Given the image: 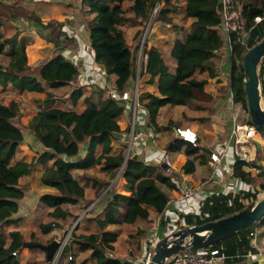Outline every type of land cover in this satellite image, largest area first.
<instances>
[{"label":"trees","instance_id":"obj_1","mask_svg":"<svg viewBox=\"0 0 264 264\" xmlns=\"http://www.w3.org/2000/svg\"><path fill=\"white\" fill-rule=\"evenodd\" d=\"M32 1L38 5L35 9L28 10L21 3L23 7L14 4L15 0H0V8L8 11L13 21H3L0 15V85L11 83L20 91L46 93L26 124V129L40 147L34 161L42 166L40 184L55 190L39 197L40 205L48 209L46 217L50 220L48 223L39 222L38 233L47 234L57 225V220L71 216L63 205L77 207L87 192L99 196L122 167L120 177L124 179L121 184L124 193L115 191L108 198L103 217L89 220L92 222L90 225L98 224L101 231L97 233L80 227L76 229L78 233L73 230L56 264H142L114 255V244L119 233L118 229L107 226L131 228L137 218L147 220L154 216L156 219L161 215L160 226L167 227L168 219L163 212L170 197L167 192L177 189V183L171 176L173 170L167 173L158 163L141 158L131 149L126 156L127 142L120 138L129 134L130 128L128 126L122 130L119 125L126 110L125 100L112 98L104 88L89 90L83 85H77L80 76L78 66L65 53L67 45L74 38L67 34L63 21L41 17L40 4L47 6L50 2ZM123 2L124 0H81L79 7L94 60L103 68L106 79L111 81L112 89L116 93L130 91L129 85L135 76V48L138 44L134 50L130 47L125 27L134 28L132 37L137 39L142 33L146 15L157 6L154 19L173 13L182 21L190 22L187 26L166 27L164 24L161 27L164 30L162 33L174 32L176 35L169 54L162 52L163 39H157L154 46L143 49L145 60L139 74V84L153 85L155 93L138 89L137 108L145 110L146 126L162 137L168 136V129L173 133V127L179 126L173 122L177 119L173 117L175 106H185L186 110L181 115L187 122L203 121L205 117L202 111H206V108L201 104L212 99L205 91V85L216 75L211 58L224 43L220 29V0H184V4L180 5L175 0H132V5L128 8ZM71 6L72 2L65 7ZM233 6L237 7L234 10L239 11L243 20V29L230 33L228 85L234 101L248 111L242 58L247 50L264 38V0H233ZM256 16L261 17L257 23L253 20ZM20 18L28 20L38 35L55 46V53L37 66L27 63L26 46L29 37L20 35V29L15 24ZM239 32L246 33L244 44L240 42ZM258 73L264 99V56ZM60 88L69 89L66 97L55 96L49 91ZM128 107L131 111L130 104ZM161 114L164 118L169 115L166 124H160L158 119ZM18 115L16 101L4 103L0 100V264H19L18 255L23 242L40 243L33 239L32 233L27 239L22 236L19 230L22 218L16 216L19 200L25 194L19 180L29 173L27 163L12 162L16 149L24 138L21 129L12 121ZM114 140L120 142L121 147L113 148ZM83 148L85 152L80 155V149ZM205 149L201 152V147L171 136L164 152L174 159L179 153L185 154L187 157L181 171L183 174L195 175L198 165L206 163L209 156L210 149ZM250 167L264 172L258 161H235L232 176L249 187L228 192H211L202 200L198 213L183 215L184 223L199 225L217 220L256 201L261 190H264V175L258 186H255L252 171L248 170ZM77 173L96 175H90L84 181ZM207 177L208 173L198 180H205ZM159 184L164 185L168 191ZM110 191L108 189L103 198ZM259 225H264V216L257 223L209 247H222L228 260L247 255L255 250L251 240L254 228ZM29 249L41 248L35 246ZM45 259L47 260L46 253Z\"/></svg>","mask_w":264,"mask_h":264},{"label":"rangeland","instance_id":"obj_2","mask_svg":"<svg viewBox=\"0 0 264 264\" xmlns=\"http://www.w3.org/2000/svg\"><path fill=\"white\" fill-rule=\"evenodd\" d=\"M175 1L179 5L184 4V0H175ZM20 3L23 4L25 7H23ZM123 3H124V6L128 8L132 5V0H124ZM14 4H17L19 7L22 6L23 8L28 9V10L35 9L38 5L32 0H15ZM39 7L38 8L40 12V10L45 9L46 6L44 5L41 6L40 4ZM234 7L237 8L236 6ZM19 12L21 13V11ZM0 15L2 16L3 21L13 23V21L9 17L8 11H6L5 9L0 8ZM173 19H175V21H173ZM167 22L169 23L166 24ZM189 22H190L189 20L182 21V19L178 15L173 14V13L170 15L157 16L154 19L153 12H149L146 15V19L143 23L142 33L137 39H134L132 37L135 29L130 28L128 26L125 27L126 40L128 44L130 45V47L134 50L135 45L138 44L135 48V62H134L135 76L133 77L130 83V86L133 92L136 88L137 89L143 88L144 90H148L149 88H152L150 84H145L143 87L139 86V74L143 68V64H142L143 57H144L143 49L145 47L147 48L148 46L147 42H150L152 40V35L153 34L158 35L160 31L163 32L164 30L161 27L164 24H165L164 26L166 27H170V26L178 27V26H187ZM15 24H18L17 26L20 29V34H22L21 33L22 31L24 32V30L29 29L31 27L32 29H34L33 25L29 23L28 20H25V18L17 19ZM5 28H7V26ZM9 34H10V31L8 32V35ZM25 34L32 35L33 33L32 31H27ZM222 36L224 38L223 33H222ZM245 37H246V33H245L244 38ZM144 43L146 44L144 45ZM28 44H27L28 46H26L27 62L28 60L31 61L34 59L35 50L39 48L36 45V43L32 45V43L30 44V42H28ZM82 47L86 48V46L84 45ZM87 52L88 50L86 49L85 54H87ZM223 54H224V51L222 52V55ZM37 64L39 63L37 62ZM37 64H35L34 66H37ZM220 80L222 79L220 78L216 80V82H214L213 80H210V81L208 80V81L209 83L213 84V83H217ZM68 90H69L68 88H60V89H54V90L52 89L49 91L52 92V94H54L55 96L57 95L63 98L68 95ZM45 97H46V93L34 94V93L25 92V91H20L19 89L15 88L11 83H7L6 85H0V100L4 103H9L11 100H14L18 104L19 115L13 118L12 121L15 125H17L21 129L23 136H24L23 141L16 149L12 162L21 161L29 165L28 175L22 176L21 179L19 180V185L25 189L24 197L19 200V211L16 214V216H21L22 218L19 230L22 233V236L25 237V239H27L29 235L32 233L34 236L33 239L36 240L37 242H40V244L47 245L49 242L55 239L59 242V245L62 244L59 248H63L64 246L63 244H65L68 241L71 235V232L73 230H75L77 233L79 232L76 230L78 227L85 228L87 229V231H95L99 233L101 231V228L98 226V224L90 225L92 222L89 220H92V218L94 217L95 218L103 217L104 208L98 212L95 211L96 208H98L99 204L103 201V199L107 198L109 194L104 198L103 196L105 195L108 189L115 190L121 193H124V191L122 190V185H121L122 183L119 182V180L122 179L120 177L121 170L118 169L117 172L115 173L114 178L110 180V184L107 187V189L102 191V193L99 196L96 194H90L87 192L84 195L82 202L77 207L63 205L62 206L63 208H67L70 211L71 216L64 220H57L56 221L57 225L53 226L52 229L47 234L42 235L38 233L39 230L37 229V226L39 222L43 221V222L48 223L50 220L48 217H46L48 209L40 205L39 197L41 196V194L45 193L43 191V187L52 189V190L54 189L40 184L39 173H40V169L42 168V166L34 163L35 158L37 156V152L40 151V147L35 141V139L30 135V133L26 129L27 128L26 124H27V120L29 116H31L36 111V108L40 106L39 101H41ZM130 109L131 111L129 110V108H128L129 111L127 110L128 111L127 119H128V123H129L128 125L130 128L129 133L131 132L132 134H134V131H136L135 119L139 114L140 108L139 107L135 108V111H133V108L131 105ZM179 113L180 112L178 111V115H175V110H174L173 117L177 119L176 121H173V122H176L179 126H190L195 129V127H193V124L197 123L198 121L189 123L187 122L186 118L183 115L180 116ZM235 114L238 116L239 121H243L246 118L249 119V113L243 107L241 108L240 111H236ZM168 117L169 115H166L164 118V115L161 114L158 120L160 123L166 124ZM224 131H225V128H224ZM168 133L169 134L166 137L167 139H169V137L171 136H174L172 132L170 133L169 129H168ZM198 135H200L199 140H198L199 142L201 140V137H203L200 142L202 149H203V146L205 147L210 144L216 145L225 138L224 137L225 133L221 135L218 134L217 136L215 135L214 137V135H212L211 133L204 132L202 130L200 133L198 132ZM159 138L152 136L150 138L147 137V139L143 142L141 141L135 142V136L131 138V136L129 137V134H126L125 135V139L127 140L126 149L128 150V148H130L131 151H134V149H136L135 150L136 152H137V149H139L141 151L139 153V156L143 158L145 155H147V150L151 149V146L155 145L158 148L164 147L162 140ZM260 144H261L260 147L256 146L255 157L250 162L258 161L264 168V142L261 140ZM112 147L117 148V142L115 140L112 142ZM203 151H205V149H203ZM181 156L182 155H178L175 159L170 158L171 169L173 170L171 172V176L177 180L180 179V177H178L180 175V173L178 172V167L180 163L182 162V159L181 158L179 159V157ZM185 157L187 156L185 155ZM199 169L202 172L206 171V169L202 166ZM76 175L79 178L84 179V181H87L90 175L94 176L96 174L89 173L88 175H86L82 173H77ZM252 175L255 178V180L253 181L254 185L258 186V184L262 181V177L264 175L263 170L255 168V170H252ZM235 179H236V183L240 185L241 181L238 178L234 177L233 179L234 182H235ZM202 181L203 180H201V182ZM159 186L162 189L167 190V188H165L164 185L159 184ZM243 186L245 189L249 187L247 184H243ZM200 188H202V186ZM199 191L201 192V189ZM261 191L262 192L259 193L258 195V199L264 195V190H261ZM209 194L210 193H207L206 195H209ZM197 205H198V202L194 201L193 205H190V206L187 205L186 207H183L181 211V215H179V217L183 218L184 214L190 213V212L193 213V211L195 212L196 211L195 208L197 207ZM153 221H154V216L152 217V219L141 221V223L134 222L133 223L134 227H131V228L126 227V226L125 227L113 226V225L107 226V228H110V229H118V233H119L118 239L114 244L115 245V250L113 252L114 255L120 258H127L135 262L145 264L147 260V256L150 254V257H151V255L153 254L155 243L157 242L159 238L165 236L168 233L179 230L181 227L190 226V225H186L184 221L182 222L176 221L172 226H167V227L160 226L161 228H159V234H158L159 238L156 237V241L153 242L154 243L153 245L151 244L152 231L149 229L150 227H152ZM252 237L253 238L251 240V243L254 245L255 250L254 251L251 250V252L247 253L246 256L241 257L242 259L241 264H255V263L264 264V225L256 226L254 228V235ZM59 257L60 256L58 255V253L55 254L54 256V258L56 259L55 263H57V260L59 259ZM229 260L227 261V264L235 263V261H229ZM18 261H19V264H50L52 262V261L50 262L45 259V253L41 249L31 250L27 247L22 248L20 254L18 255Z\"/></svg>","mask_w":264,"mask_h":264},{"label":"crops","instance_id":"obj_3","mask_svg":"<svg viewBox=\"0 0 264 264\" xmlns=\"http://www.w3.org/2000/svg\"><path fill=\"white\" fill-rule=\"evenodd\" d=\"M44 1L50 2V4L47 5L45 9H41V17L43 19H55L56 21H63L65 23V29L67 31V34L70 37L74 38L73 42L67 45L65 49L66 50L65 53L72 60V62L76 66H78L80 76L77 81V85H83L85 86V88L89 90L95 89L97 87L104 88L106 89V92L110 94L111 91H114L112 89L113 87L111 85V81L106 79V75L104 73L103 68L98 63H96L94 60V53L89 43V35H88L87 30L85 29V23L79 11V7L81 6V0H44ZM71 2H72V6L70 8L65 7ZM64 8H65V11H64ZM173 21H175V19H173ZM168 23L169 22H167L166 24ZM26 30L32 31L33 33L32 35L27 34L28 37L30 36L28 42H30V44L32 43V45L36 43V45L39 47L35 50L34 59L31 61L28 60L27 63L29 65L34 66L35 64H37V62L40 64L45 59L50 57L53 53H55L54 52L55 46L51 42L46 41L43 37L38 35L35 29H32L31 27ZM26 30H24L23 32L21 29L22 34L20 35H23V36L26 35L25 34L27 32ZM175 38H176V35L174 32L162 33L160 31L158 35H155V34L152 35V40L150 42H147L148 44L147 48L154 46L156 44L157 39H163L164 43L162 46V52H164L165 54H169L173 47ZM83 45L86 46V48L82 47ZM86 49L88 50L87 54H85ZM223 51H224V54L222 55ZM229 55H230V52L227 47V43H226L225 35H224L223 45L215 51L214 56L211 58L213 67L216 70V75L213 78H210L209 81L213 80L214 82H216V80L220 78L222 80L218 81L217 83H213V84L209 83L208 81L210 85L209 84L205 85V91L212 96V99L201 104L203 108H206V111H202V115H204L205 119L201 122H197L193 124V127H195V129L199 133L202 130L204 132L211 133L212 135H214V137L215 135L217 136L218 134L221 135L223 133H225L224 137H226L227 134L229 133V129L231 126V122L229 119H230L231 112H232L229 106V103H228L229 85H228L227 73L229 71V66H230ZM142 64L144 65V62ZM139 85L142 87L144 84L141 83ZM151 86L152 88H149L147 91L151 93H155V89L153 85ZM129 88L131 90L130 85H129ZM128 104L129 103H126V110H124V113L122 114L121 119L119 121L120 129L122 130L126 129L129 126L128 119H127V112L129 111L128 110L129 107H127ZM139 108H140L139 114L135 119L136 121L135 142H140V141L143 142L147 139V137L149 138L152 136H155L156 138L160 137L159 139L162 140L164 147L158 148L155 145H153L151 146V149L147 150V155L144 156L145 160H148L151 163H158L160 165L163 162L162 154L164 153L165 145L167 144L169 139H167L166 137H162L159 133H154L152 129L146 126L147 114L144 109H142L141 107ZM174 110H175V115H178V111H179L180 112L179 115L181 116V113L184 112L186 108L185 106H175ZM31 116H29V118ZM160 124H165V123H160ZM224 128H225V131H224ZM125 135L126 134H124V136H122L120 139L124 142H127V140L125 139ZM202 138L203 137H201V140ZM200 142H199V147H201ZM119 143L117 142V147H121ZM215 146L216 145L214 144H210L205 147L203 146V149L205 148L211 149ZM203 149L201 148L200 151L202 152ZM135 150L136 149H134L133 152H136ZM84 152H85L84 148L80 149L79 154L83 155ZM140 152L141 151L137 149L136 154H139ZM178 155H182L181 157H179V159L180 158L182 159V162L180 163L178 167V172L180 173V175L178 176L180 177L179 180L185 178V179H190L195 183H199L201 182V180H198V179H200L203 174H207V173L209 174L210 172L209 156L207 157L206 163L198 165L197 170L194 172L195 175H192V174H183L181 172V166L186 160V157H185V154L183 153H179ZM201 166L206 169L205 172L200 171L199 168ZM217 170H218V174H217L216 179L212 181H207V182H205V180L207 179L203 180L204 183L201 188L202 196L203 195L206 196L207 193L216 192V191L228 192V191H233V190L235 191V190L244 188L243 186L244 183L240 182L241 184L238 185L236 183V179H235V182L233 180L234 179V177L232 176L233 162L231 158H226L222 162H220ZM41 171H42V168L40 169L39 176L41 174ZM100 179L103 180L102 178ZM179 180L174 179V181L177 184ZM119 182L123 183L124 179L122 178L121 180H119ZM43 191L44 192H55V190L44 188V187H43ZM167 193L170 196L169 198H175L176 192L174 190L167 192ZM183 207H185L184 203H181L178 201H174L173 203L168 205L167 209L164 212V217L168 219V226H171L172 223L174 224L176 221H180V222L183 221V218L179 217V215H181V211ZM144 220L145 219L137 218L135 222L141 223V221H144ZM155 221L156 219H154L153 222ZM244 256L230 258L229 261H235V263H231V264H241L242 263L241 257H244Z\"/></svg>","mask_w":264,"mask_h":264},{"label":"built area","instance_id":"obj_4","mask_svg":"<svg viewBox=\"0 0 264 264\" xmlns=\"http://www.w3.org/2000/svg\"><path fill=\"white\" fill-rule=\"evenodd\" d=\"M220 4H221L220 13L222 18L220 29L222 33L225 35L227 47L229 49V52H231L230 33L233 31L238 32L239 30H242L243 20L240 17L239 11L234 10L233 0H220ZM157 8H158L157 6L153 8L152 10L153 14L156 13ZM253 20L255 23H257L261 20V17L256 16L254 17ZM240 34H241L240 42L244 44L245 33L243 32ZM143 60H145V57H143ZM227 76H228V84H229V71L227 73ZM110 96L116 100H125L126 103L132 105L133 111H135V108H137V96H138L137 88L134 90V92L132 90L131 92L123 91L122 93H116L115 91H111ZM228 103L232 110L230 116L231 126L229 129V133L220 143L216 144L215 147L211 148L212 150L209 148L210 172L205 182L212 181L217 178V174H218L217 168L220 162H222L226 158H231L233 163L235 161H242V162L252 161L255 157L256 146L260 147L261 140L264 142V133L257 130L256 127L250 122L248 118L244 119L243 121H239L238 116L235 114V112L240 111L242 106L239 102L234 101L233 94L230 88L228 92ZM173 135L191 144L192 146H199L198 132L190 126L173 127ZM130 136L131 138L133 137V134L131 132L129 134V137ZM258 138L261 140H259ZM129 151L130 148H128V151L126 149V153H129ZM162 159L163 162L168 166V170L170 171L171 170L170 157L164 152ZM255 168L256 167L248 168V170L252 171L255 170ZM203 183L204 181L195 183L192 180L185 178L179 180L177 184V189H174V191L176 192L175 198H169L167 202V206L163 212H165L168 205L173 203L174 201L184 203L185 207L187 205L188 206L193 205L194 201H197L198 205L195 208L196 211L195 212L193 210L192 211L194 213H198L199 208L201 206V202L205 197V195L202 196L201 192L199 191ZM160 222H161V215H158L156 217V221L153 222L152 227H150V230L152 231L151 244L153 245H154L153 242L156 241V237H158L159 234ZM61 245L62 244H60L59 247ZM59 247H58L59 250L57 249L55 254L58 253V255L60 256L63 248H59ZM149 257L150 254L147 256V260L145 264H149L150 262ZM51 261L52 264H56L55 258H53V260ZM227 261H228V257L224 253L222 247L210 248L209 246H207L195 251L184 250L179 253L173 254L165 260L164 264H227Z\"/></svg>","mask_w":264,"mask_h":264},{"label":"water","instance_id":"obj_5","mask_svg":"<svg viewBox=\"0 0 264 264\" xmlns=\"http://www.w3.org/2000/svg\"><path fill=\"white\" fill-rule=\"evenodd\" d=\"M263 56L264 38L247 50L242 58L243 70L246 77L244 91L249 119L256 129L262 133H264V99L261 93L258 69ZM160 166L165 172H169L168 166L164 162ZM114 192L115 190H111L108 197L103 199L95 211L102 210L107 205L108 198ZM263 216L264 195L258 200L248 203L243 209L228 216L199 225L181 227L179 230L168 233L157 240L149 264H164L165 260L173 254L184 250L195 251L210 246L257 223ZM35 246L43 249L47 260H51L59 247V242L55 239L47 245L31 241L23 242V247L31 248Z\"/></svg>","mask_w":264,"mask_h":264}]
</instances>
